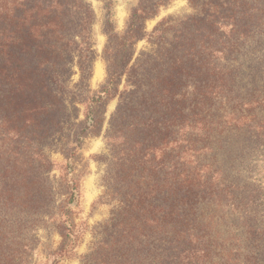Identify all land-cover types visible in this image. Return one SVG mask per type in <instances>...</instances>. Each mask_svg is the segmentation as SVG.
I'll list each match as a JSON object with an SVG mask.
<instances>
[{
    "label": "trees",
    "instance_id": "16d2710c",
    "mask_svg": "<svg viewBox=\"0 0 264 264\" xmlns=\"http://www.w3.org/2000/svg\"><path fill=\"white\" fill-rule=\"evenodd\" d=\"M107 1L108 79L90 97L84 130L100 124L97 107L125 78L109 121L111 157L100 197L116 203L94 228L81 264H264L242 241L257 238L247 205L254 192L235 171L248 144L264 149V71L252 61L262 48L264 56L254 37L264 28V0H189L194 12L162 18L148 37L135 33L144 18L158 15L162 0L137 8L123 35ZM92 18L83 0H0L1 67L13 82L15 133L33 128L53 105L48 87L62 77L58 67L75 61L80 82L89 78ZM143 38L149 45L134 58L131 46ZM19 141L15 134L14 146ZM11 156L10 169L0 173V206L12 227L9 246H16L20 229L36 227L38 207L46 208L38 215L46 221L56 201L52 187L27 171L33 161L47 169L50 159L35 161L25 149ZM74 207L64 212L62 254L78 245L66 225Z\"/></svg>",
    "mask_w": 264,
    "mask_h": 264
},
{
    "label": "rangeland",
    "instance_id": "374dc122",
    "mask_svg": "<svg viewBox=\"0 0 264 264\" xmlns=\"http://www.w3.org/2000/svg\"><path fill=\"white\" fill-rule=\"evenodd\" d=\"M83 1L93 10L87 38L90 49L85 52L91 65V74L82 83L80 69L75 61L67 68L58 67L62 77L50 82L48 87L52 94L48 103L53 105L42 110V114L33 121L35 126L31 129L27 128V131L25 129L20 133L13 131L15 122H18L12 116V107H10L13 82L9 77L8 68L1 67L0 55V173L7 172L11 167L14 156L8 161L10 150L19 152L25 149L32 153L31 159L34 158L38 162L41 160L40 155L43 154L51 161L48 168L43 170L33 161L30 162L27 171L30 177H36L52 187L49 197L56 201L53 208L56 214L51 218L45 216L46 221H41L43 216H38L44 214L46 208L38 207L34 214L36 227L29 231L27 228L20 229L19 233L15 234L19 239L17 243L20 244L16 246H9L13 237L12 227L10 219L4 216L5 212L0 206V231H2L0 264H81L82 256L89 251L94 238V228L108 218L115 207V201L110 203L108 199L102 200L100 197L106 191L105 175L111 157L107 146L109 121L118 106L119 94L123 91L125 78L119 81L118 87L97 107L100 124L84 130L88 123L90 97L98 94L108 79L105 50L109 43L110 25L107 0ZM110 1L112 25L118 34L123 35L128 29L131 15L137 8L144 5L149 8L155 1L161 0ZM157 9L158 15L144 18L141 27L135 33L136 37H148L147 34L162 18L183 17L194 12L189 0H162V5ZM169 24L173 26L174 21ZM170 33L171 30L166 35L169 36ZM254 37H258L259 45L264 47V28ZM148 45L147 38L136 41L131 46L134 58ZM252 57L258 71L262 73L263 48L255 52ZM15 134L20 141L14 146ZM248 145L249 148L244 150L243 155L237 160L235 171L247 189L254 192L253 198L247 199V205L257 238L252 242L242 241L244 245L254 250L253 254L257 259L262 260L264 259V149L261 145V148L254 147L253 144ZM16 146L19 148L14 149ZM74 183L77 185L75 196L72 195ZM69 206L75 207L66 225L74 227L78 235V245L73 252L62 254L60 251L62 233L66 232L67 217L64 212ZM232 221L238 224V233L243 236L245 233L239 226L237 216L233 217Z\"/></svg>",
    "mask_w": 264,
    "mask_h": 264
}]
</instances>
